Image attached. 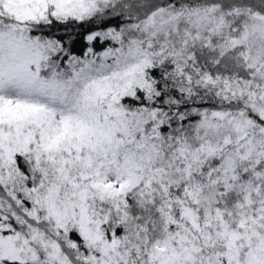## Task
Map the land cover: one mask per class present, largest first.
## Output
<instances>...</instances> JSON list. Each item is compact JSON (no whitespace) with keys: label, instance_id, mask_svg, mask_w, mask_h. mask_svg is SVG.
Here are the masks:
<instances>
[{"label":"snow or ice","instance_id":"snow-or-ice-1","mask_svg":"<svg viewBox=\"0 0 264 264\" xmlns=\"http://www.w3.org/2000/svg\"><path fill=\"white\" fill-rule=\"evenodd\" d=\"M0 264H264V0H0Z\"/></svg>","mask_w":264,"mask_h":264}]
</instances>
